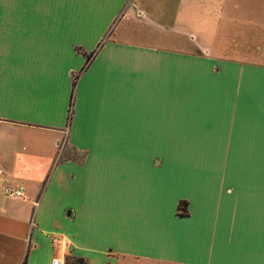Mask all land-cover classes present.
Returning a JSON list of instances; mask_svg holds the SVG:
<instances>
[{"label":"crops","instance_id":"obj_1","mask_svg":"<svg viewBox=\"0 0 264 264\" xmlns=\"http://www.w3.org/2000/svg\"><path fill=\"white\" fill-rule=\"evenodd\" d=\"M136 110L138 264H264V0H0V264L111 263L77 186ZM65 138L82 158L61 157ZM203 175L216 182L214 251L202 223L197 242L160 250L157 207L141 203L163 193L166 224L182 226L206 207L185 191Z\"/></svg>","mask_w":264,"mask_h":264},{"label":"rangeland","instance_id":"obj_2","mask_svg":"<svg viewBox=\"0 0 264 264\" xmlns=\"http://www.w3.org/2000/svg\"><path fill=\"white\" fill-rule=\"evenodd\" d=\"M125 23L123 22V24ZM145 27L154 35L155 27L153 24ZM154 36L157 37V35ZM76 49L80 51V47H76ZM79 74L80 71L74 74L72 80L79 77ZM136 112L138 110L128 115L130 123L127 124L126 134H121L117 138L114 134L106 135L105 147L108 148V151L101 154L97 153L90 159V164L87 166L83 178L80 179L81 184L77 186L80 191L78 200L80 206L86 212L90 211L94 215L90 228L84 225L85 232L92 233L98 242L110 240L113 243L111 247L113 254L110 256L111 263L109 264H138V258L135 257V252L138 251V156H145L144 152L138 150V141L145 138L146 134H138V124L132 122ZM157 137L159 138L160 135ZM99 140L105 142V139ZM60 147H62L61 157L65 159L76 156L78 158L83 157V153L78 154L69 147L66 138L62 140ZM198 149L189 150L188 156H198L197 152H200ZM183 157L181 149L172 150L168 158L171 159L169 163L184 159ZM211 157L214 158L213 153ZM202 177L204 179L205 176ZM181 184L177 179L176 189ZM69 189H63V196L75 201L74 192L76 190L69 191ZM157 189L162 191L160 188ZM185 191L196 198L198 197L200 202L206 201V207H203L200 214L198 213L192 219L184 221L182 226L166 224L164 208H162L163 205L166 206L163 193L159 195V199L156 201L141 203L143 206L157 207L158 214L153 213L156 219L153 238L161 242L159 245H161L160 250L162 251H166L167 248L179 250L181 246H186L189 239H194L197 242L200 233L198 225L202 223L206 225L203 228V237L210 242L209 247L214 251L215 233L218 227L215 206L217 203L215 199L218 198L216 182L204 179L202 186L195 182H189ZM55 204L56 200L52 197L49 198V206H55ZM179 204L182 205V210L186 208L185 202ZM53 210L54 208H46L49 213ZM182 210L180 211L182 212ZM161 226H164L165 229H162ZM179 252L181 251L179 250ZM182 253L185 254L186 251ZM70 255L78 256L71 252L67 253L66 256Z\"/></svg>","mask_w":264,"mask_h":264},{"label":"built area","instance_id":"obj_3","mask_svg":"<svg viewBox=\"0 0 264 264\" xmlns=\"http://www.w3.org/2000/svg\"><path fill=\"white\" fill-rule=\"evenodd\" d=\"M5 193L10 197H22L23 196V188L15 187V188H6ZM54 241L59 242L60 240L57 237H54ZM64 256H57L53 259V264H65Z\"/></svg>","mask_w":264,"mask_h":264},{"label":"trees","instance_id":"obj_4","mask_svg":"<svg viewBox=\"0 0 264 264\" xmlns=\"http://www.w3.org/2000/svg\"><path fill=\"white\" fill-rule=\"evenodd\" d=\"M72 84L74 85V83H72ZM181 203H184V202H181ZM181 206L182 205L179 204L178 205V209L182 210ZM184 210H182V213H180V214H183ZM65 259H66L65 264H89L87 262V260L84 257H82V256H72V255H70V256H66ZM22 264H24V262Z\"/></svg>","mask_w":264,"mask_h":264}]
</instances>
